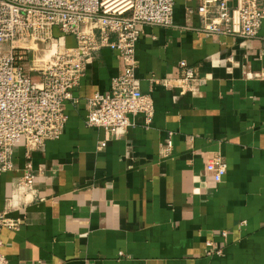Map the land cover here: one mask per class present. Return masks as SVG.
<instances>
[{
  "label": "crops",
  "instance_id": "crops-1",
  "mask_svg": "<svg viewBox=\"0 0 264 264\" xmlns=\"http://www.w3.org/2000/svg\"><path fill=\"white\" fill-rule=\"evenodd\" d=\"M198 5L175 0V26L141 36L137 77L155 103L151 126L131 117L115 138L87 127V101L123 70L104 49L73 91L80 107H65L63 136L33 153L26 203V148H15V168L0 173V212L21 221L0 235L9 264H264V23L250 40L200 35L187 13ZM182 62L199 69L195 93L174 83ZM209 153L228 165L220 182L206 171ZM209 241L223 256H206Z\"/></svg>",
  "mask_w": 264,
  "mask_h": 264
},
{
  "label": "built area",
  "instance_id": "built-area-1",
  "mask_svg": "<svg viewBox=\"0 0 264 264\" xmlns=\"http://www.w3.org/2000/svg\"><path fill=\"white\" fill-rule=\"evenodd\" d=\"M187 13L199 17L196 31L200 35L250 40L262 29L264 0H199ZM174 26L175 0H0V173L15 168V148L24 144L28 164L18 190L25 194V203L33 199L38 178L31 162L33 153L44 151L48 142L63 136L69 120L65 107L68 103L80 107L73 91L104 49L116 53L123 70L108 93H96L87 101V127L115 138L133 126L131 117L142 115L146 125H152L155 103L140 87L137 47L146 27ZM55 32L61 37L56 38ZM68 36L76 40V47L64 45ZM26 40L55 41L61 51L55 52L45 68L27 71L18 64L22 59L18 52L24 48L16 45ZM171 82L165 84L169 87ZM152 83L161 82L152 79ZM174 83L182 95L195 93L202 84L199 69L180 63ZM172 149L170 140L165 150L170 153ZM206 171L220 182L228 165L220 154L209 153ZM20 226V220L0 212V235L5 228L18 230ZM221 237L227 238V232ZM2 247L0 239V264H9ZM207 247L208 258L223 256L214 241Z\"/></svg>",
  "mask_w": 264,
  "mask_h": 264
},
{
  "label": "rangeland",
  "instance_id": "rangeland-1",
  "mask_svg": "<svg viewBox=\"0 0 264 264\" xmlns=\"http://www.w3.org/2000/svg\"><path fill=\"white\" fill-rule=\"evenodd\" d=\"M20 43L25 44L24 50H19V57H22L18 61V64L24 66L26 70L34 69H42L46 67L47 62L56 51L60 52V46L55 41H34V40H26ZM60 43V42H59ZM16 45H19L17 43ZM61 45V44H60ZM9 46L6 47L8 49Z\"/></svg>",
  "mask_w": 264,
  "mask_h": 264
},
{
  "label": "trees",
  "instance_id": "trees-1",
  "mask_svg": "<svg viewBox=\"0 0 264 264\" xmlns=\"http://www.w3.org/2000/svg\"><path fill=\"white\" fill-rule=\"evenodd\" d=\"M55 37H56V38H60V37H61L60 33L55 32Z\"/></svg>",
  "mask_w": 264,
  "mask_h": 264
},
{
  "label": "bare ground",
  "instance_id": "bare-ground-1",
  "mask_svg": "<svg viewBox=\"0 0 264 264\" xmlns=\"http://www.w3.org/2000/svg\"><path fill=\"white\" fill-rule=\"evenodd\" d=\"M24 45H25V44H23V43H19V46H21V47H24Z\"/></svg>",
  "mask_w": 264,
  "mask_h": 264
}]
</instances>
